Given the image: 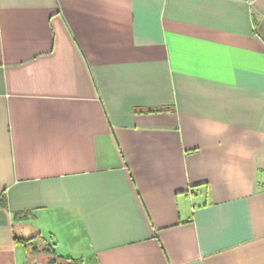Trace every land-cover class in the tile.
<instances>
[{"label": "crops", "instance_id": "obj_1", "mask_svg": "<svg viewBox=\"0 0 264 264\" xmlns=\"http://www.w3.org/2000/svg\"><path fill=\"white\" fill-rule=\"evenodd\" d=\"M2 193L0 264H264V0H0Z\"/></svg>", "mask_w": 264, "mask_h": 264}, {"label": "clouds", "instance_id": "obj_2", "mask_svg": "<svg viewBox=\"0 0 264 264\" xmlns=\"http://www.w3.org/2000/svg\"><path fill=\"white\" fill-rule=\"evenodd\" d=\"M201 131L205 132L206 134H210V135L219 137V136H223L225 134V132L227 131V129L224 127H215V128H210V129H208V128L201 129ZM235 154L240 156L241 158H245V156H246V152L242 146L236 147ZM227 178L230 180L231 179L240 180V179H242V174L239 172L238 169H229L228 174H227Z\"/></svg>", "mask_w": 264, "mask_h": 264}, {"label": "trees", "instance_id": "obj_3", "mask_svg": "<svg viewBox=\"0 0 264 264\" xmlns=\"http://www.w3.org/2000/svg\"><path fill=\"white\" fill-rule=\"evenodd\" d=\"M3 198H4V193L0 195V202L3 200ZM20 217H22V215H20ZM46 249H47L46 254H48V260L46 264H82L80 260L62 258V257L56 256L52 250L48 248ZM33 250H36V248Z\"/></svg>", "mask_w": 264, "mask_h": 264}, {"label": "water", "instance_id": "obj_4", "mask_svg": "<svg viewBox=\"0 0 264 264\" xmlns=\"http://www.w3.org/2000/svg\"><path fill=\"white\" fill-rule=\"evenodd\" d=\"M29 264H42L37 258H33Z\"/></svg>", "mask_w": 264, "mask_h": 264}, {"label": "rangeland", "instance_id": "obj_5", "mask_svg": "<svg viewBox=\"0 0 264 264\" xmlns=\"http://www.w3.org/2000/svg\"><path fill=\"white\" fill-rule=\"evenodd\" d=\"M43 256H41L40 258H42ZM34 258H36L35 256H34ZM27 264H29V263H27ZM42 264H46V263H42Z\"/></svg>", "mask_w": 264, "mask_h": 264}]
</instances>
